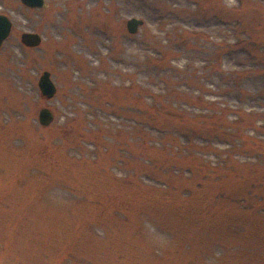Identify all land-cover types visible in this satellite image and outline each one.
Returning a JSON list of instances; mask_svg holds the SVG:
<instances>
[{"label": "rangeland", "instance_id": "1", "mask_svg": "<svg viewBox=\"0 0 264 264\" xmlns=\"http://www.w3.org/2000/svg\"><path fill=\"white\" fill-rule=\"evenodd\" d=\"M46 2L0 0V264H264V0Z\"/></svg>", "mask_w": 264, "mask_h": 264}, {"label": "water", "instance_id": "2", "mask_svg": "<svg viewBox=\"0 0 264 264\" xmlns=\"http://www.w3.org/2000/svg\"><path fill=\"white\" fill-rule=\"evenodd\" d=\"M21 4L29 9H43L47 6L46 0H20ZM143 20L131 17L126 21V29L129 33H136ZM12 22L9 17L0 13V46L10 33ZM21 43L26 47H36L41 42V35L38 32H22L20 35ZM40 92L46 98H51L56 91V87L50 78V73L44 70L38 79ZM53 120V113L47 107H42L38 111V121L46 126Z\"/></svg>", "mask_w": 264, "mask_h": 264}]
</instances>
